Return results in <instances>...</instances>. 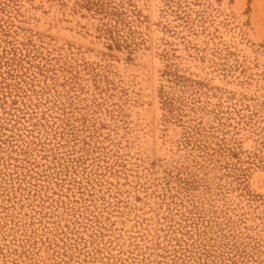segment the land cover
<instances>
[{
  "label": "rangeland",
  "instance_id": "rangeland-1",
  "mask_svg": "<svg viewBox=\"0 0 264 264\" xmlns=\"http://www.w3.org/2000/svg\"><path fill=\"white\" fill-rule=\"evenodd\" d=\"M0 264H264V0H0Z\"/></svg>",
  "mask_w": 264,
  "mask_h": 264
}]
</instances>
